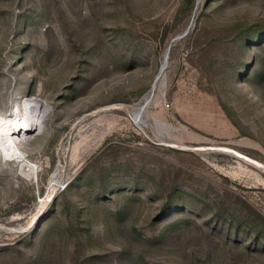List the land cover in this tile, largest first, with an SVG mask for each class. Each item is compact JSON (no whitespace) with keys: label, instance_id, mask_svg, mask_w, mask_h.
I'll list each match as a JSON object with an SVG mask.
<instances>
[{"label":"rangeland","instance_id":"obj_1","mask_svg":"<svg viewBox=\"0 0 264 264\" xmlns=\"http://www.w3.org/2000/svg\"><path fill=\"white\" fill-rule=\"evenodd\" d=\"M7 117L0 264H264V0H0Z\"/></svg>","mask_w":264,"mask_h":264},{"label":"bare ground","instance_id":"obj_2","mask_svg":"<svg viewBox=\"0 0 264 264\" xmlns=\"http://www.w3.org/2000/svg\"><path fill=\"white\" fill-rule=\"evenodd\" d=\"M167 60L168 57L166 58V61L164 57L163 64L160 67V71L156 79L159 78L160 74L165 69L164 65L167 63ZM147 102L148 100L146 99L143 104L137 105L133 108V112L136 116H140L144 113ZM21 105L22 106H18L16 109L12 110V113L14 115L16 114V122H18L19 131L23 130V132L25 131L24 134H29L39 130L42 120L46 114V105L44 102L35 98L25 99ZM11 119V117L0 119V148H2L7 155L12 156L13 154L14 156L18 153V151L16 152L18 149L15 148V145H13V141L9 136L12 135L11 133L13 132L12 128L10 127L12 125ZM18 128H16V130H18Z\"/></svg>","mask_w":264,"mask_h":264},{"label":"water","instance_id":"obj_3","mask_svg":"<svg viewBox=\"0 0 264 264\" xmlns=\"http://www.w3.org/2000/svg\"><path fill=\"white\" fill-rule=\"evenodd\" d=\"M168 57V49H167V52L165 54V61H166V58Z\"/></svg>","mask_w":264,"mask_h":264}]
</instances>
